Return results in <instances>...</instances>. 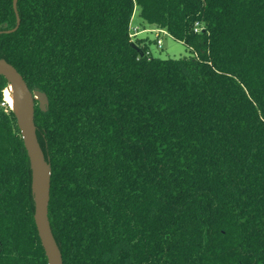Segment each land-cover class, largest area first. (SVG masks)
<instances>
[{"label": "trees", "instance_id": "trees-1", "mask_svg": "<svg viewBox=\"0 0 264 264\" xmlns=\"http://www.w3.org/2000/svg\"><path fill=\"white\" fill-rule=\"evenodd\" d=\"M162 30L190 51L153 58ZM0 58L30 90L63 264H264V0H18ZM17 26L0 0V32ZM133 44L137 47L135 49ZM0 76V264H48Z\"/></svg>", "mask_w": 264, "mask_h": 264}, {"label": "water", "instance_id": "water-1", "mask_svg": "<svg viewBox=\"0 0 264 264\" xmlns=\"http://www.w3.org/2000/svg\"><path fill=\"white\" fill-rule=\"evenodd\" d=\"M17 3L18 0H13V8L17 16L16 28L12 31L0 32V34L10 33L18 28L20 19L17 13ZM133 47L137 49L134 44ZM0 76L6 79L7 88L9 86L14 88L18 100L19 114L10 108L17 118V124L29 158L34 221L41 244L48 264H63L62 253L53 235L49 220L52 168L39 143L35 125V105L38 104L41 112H47L49 108L48 97L46 93L38 89L30 90L23 76L3 58H0Z\"/></svg>", "mask_w": 264, "mask_h": 264}, {"label": "rangeland", "instance_id": "rangeland-1", "mask_svg": "<svg viewBox=\"0 0 264 264\" xmlns=\"http://www.w3.org/2000/svg\"><path fill=\"white\" fill-rule=\"evenodd\" d=\"M140 17L138 8L135 9L133 19L131 21V32L135 28H140ZM138 39H143L148 43L149 53L153 58L159 59H179L190 54L189 49L180 41L173 39L169 35L160 36V45L157 44L156 32L148 31L137 35ZM5 100V96H4ZM6 101V100H5Z\"/></svg>", "mask_w": 264, "mask_h": 264}, {"label": "bare ground", "instance_id": "bare-ground-1", "mask_svg": "<svg viewBox=\"0 0 264 264\" xmlns=\"http://www.w3.org/2000/svg\"><path fill=\"white\" fill-rule=\"evenodd\" d=\"M5 100L11 108H13L17 114H19L18 100L13 87L9 86L5 90Z\"/></svg>", "mask_w": 264, "mask_h": 264}, {"label": "built area", "instance_id": "built-area-1", "mask_svg": "<svg viewBox=\"0 0 264 264\" xmlns=\"http://www.w3.org/2000/svg\"><path fill=\"white\" fill-rule=\"evenodd\" d=\"M148 31H151V32H156V39H157V44L160 45L161 41H160V36L163 34V35H166V33L162 30H148V29H145V30H139L138 28H135L132 32H131V37L134 38L136 37L138 34H141V33H148Z\"/></svg>", "mask_w": 264, "mask_h": 264}, {"label": "crops", "instance_id": "crops-1", "mask_svg": "<svg viewBox=\"0 0 264 264\" xmlns=\"http://www.w3.org/2000/svg\"><path fill=\"white\" fill-rule=\"evenodd\" d=\"M139 30H140V28H139Z\"/></svg>", "mask_w": 264, "mask_h": 264}]
</instances>
